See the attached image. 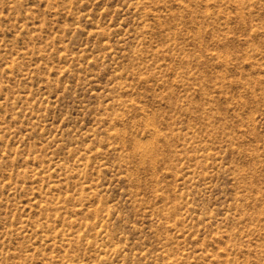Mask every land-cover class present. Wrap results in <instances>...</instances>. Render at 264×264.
Wrapping results in <instances>:
<instances>
[{"label": "rangeland", "instance_id": "374dc122", "mask_svg": "<svg viewBox=\"0 0 264 264\" xmlns=\"http://www.w3.org/2000/svg\"><path fill=\"white\" fill-rule=\"evenodd\" d=\"M0 264H264V0H0Z\"/></svg>", "mask_w": 264, "mask_h": 264}]
</instances>
